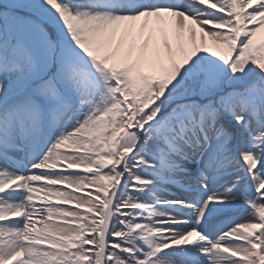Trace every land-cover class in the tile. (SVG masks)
I'll list each match as a JSON object with an SVG mask.
<instances>
[{
	"label": "snow or ice",
	"instance_id": "6c2138e0",
	"mask_svg": "<svg viewBox=\"0 0 264 264\" xmlns=\"http://www.w3.org/2000/svg\"><path fill=\"white\" fill-rule=\"evenodd\" d=\"M0 264H264V0H0Z\"/></svg>",
	"mask_w": 264,
	"mask_h": 264
},
{
	"label": "bare ground",
	"instance_id": "6f19581e",
	"mask_svg": "<svg viewBox=\"0 0 264 264\" xmlns=\"http://www.w3.org/2000/svg\"><path fill=\"white\" fill-rule=\"evenodd\" d=\"M174 191H175V189H174Z\"/></svg>",
	"mask_w": 264,
	"mask_h": 264
}]
</instances>
